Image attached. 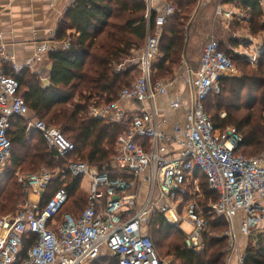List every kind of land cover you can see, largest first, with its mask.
<instances>
[{"label": "built area", "instance_id": "obj_1", "mask_svg": "<svg viewBox=\"0 0 264 264\" xmlns=\"http://www.w3.org/2000/svg\"><path fill=\"white\" fill-rule=\"evenodd\" d=\"M143 1L147 34L140 57L135 59L140 76L120 91L116 102L92 105L88 110L90 118L128 127L116 141L108 171L67 160L74 145L57 127L30 116L19 94L18 81L5 73L3 64L14 72L21 67L5 54V45L0 41V171L10 156L7 133L12 119L19 118L25 121L29 134L39 133L46 147L65 161L72 178L88 179L86 207L77 216L63 214L58 219L69 202L64 185L43 203L42 199L59 172L56 176L47 171L19 175L17 182L25 188L27 199L14 213L0 217V264H93L105 254L116 258L118 264H170L171 260L157 255L146 231L148 218L155 211L171 225L180 229L183 224L188 226L190 232L184 233L186 247L195 252L204 249L209 215L224 219L229 225L228 254L236 253L232 264H244V256L238 255V237L245 238L248 247L251 238L264 235V152L259 158L236 154L241 135L234 127L215 129L204 111L207 97L220 93V80L236 73L232 58L220 50L214 38L206 42L198 68L181 73L190 104L182 123L168 134V123L161 117L156 99L166 96L175 84L174 80H153V61L165 22L174 10L167 4L165 14L156 17L151 29L148 21L153 0ZM215 13L223 18L232 16L222 4ZM69 44V39L45 43L37 49L34 59L40 60L51 50H65ZM260 54L236 55L256 65ZM30 63L31 60L26 66ZM133 99L146 103L148 108L128 113L120 107V101ZM180 106L177 99L170 109ZM220 117L223 119L225 114ZM112 173L117 176L112 177ZM141 186L146 190L143 201ZM204 189L214 197H208ZM31 195L38 200L29 201ZM30 236L35 241L26 258L19 259L23 240Z\"/></svg>", "mask_w": 264, "mask_h": 264}, {"label": "trees", "instance_id": "obj_2", "mask_svg": "<svg viewBox=\"0 0 264 264\" xmlns=\"http://www.w3.org/2000/svg\"><path fill=\"white\" fill-rule=\"evenodd\" d=\"M258 1L241 0L245 6L252 5L254 10L259 8ZM166 2H170L175 10L167 18L160 36L156 62L153 64V69L157 71L156 78L173 75L175 67L182 60L187 20L194 11L196 1ZM146 14L143 0H75L59 22L55 35L58 41L70 39L69 47L48 53L51 66L48 85H44L28 69L15 73L3 64L5 73L18 81L19 94L30 116L47 126L58 127L74 145L75 149L67 160L86 163L100 172L109 170L116 141L128 127L122 124L107 125L99 119L90 118L88 110L92 105L116 102L120 91L140 76L137 66H127L122 71L116 69L123 67L132 53L144 46ZM257 16L253 11V25ZM155 19L156 13L152 10L148 21L151 29ZM220 50L232 58L235 66L236 54L221 46ZM220 86L218 95L210 94L204 101L206 115L215 129L234 127L241 135L242 143L236 154L259 158L264 152V52L255 69L241 78L223 77ZM255 105H258L257 111L253 110ZM222 113L225 114L223 119L220 118ZM32 134L33 139H30L24 120L12 119L7 133L11 145L10 158L0 176V217L14 213L27 199L25 188L17 182V177L34 174L43 167L57 169L59 174L50 182L42 203L64 185L69 202L58 219L63 214L77 216L87 204L86 194L79 191L81 178H72L65 161L46 147L39 133ZM254 154L257 156L254 157ZM116 176L112 173V177ZM122 177L128 178L126 175ZM204 191L208 197H214L206 189ZM150 227V238L157 255L163 259L171 257L170 264H226V239L209 234L210 229H226V222L222 218L210 216V226L203 237L204 249L201 252L188 249L183 231L167 223L163 215L156 211L151 215ZM253 240H257L255 246H251ZM34 241V236L23 240L19 259L26 258ZM262 241L260 235L250 239L244 264H264V246H260L263 245ZM93 264L118 263L116 258L102 255Z\"/></svg>", "mask_w": 264, "mask_h": 264}, {"label": "crops", "instance_id": "obj_3", "mask_svg": "<svg viewBox=\"0 0 264 264\" xmlns=\"http://www.w3.org/2000/svg\"><path fill=\"white\" fill-rule=\"evenodd\" d=\"M195 1L194 11L187 20V39L183 57L173 72L176 75L173 79L175 87L166 96H158L156 99L161 117H164L168 123L166 131L168 134L171 133L172 127L182 123L190 104L189 91L181 75L183 71L179 72V69L195 71L198 68L200 58L189 55V44L194 28L197 27L203 33L211 34L210 36L218 31L224 35L227 34L231 38V41L227 43L228 46L226 43L218 42L220 46L226 48L225 50L232 51L234 54L241 52L255 54L259 51L261 57L264 52V3L260 0L259 8L256 10L252 9L250 4L247 6L242 4L241 0ZM74 2L75 0H0V41L5 45V54L21 69H28L36 74L44 85L49 84L51 66L48 53L38 61L34 59L35 54L37 49L45 43L52 45L61 42L55 38L59 22ZM167 4L166 0H153L152 9L156 17L165 14ZM219 4H222L225 11L232 12L230 18L216 15V7ZM253 11L258 14L254 25L251 20ZM236 38L242 39L240 44ZM30 60V65L26 66ZM177 99L181 101V106L177 110H171L170 104ZM132 102L133 100H122L119 105L128 113L139 112L141 109H135L136 105ZM141 106L142 109L148 108L147 104L141 103ZM37 200V196H29V201ZM246 244L245 238L239 239V249L241 248L243 252H245Z\"/></svg>", "mask_w": 264, "mask_h": 264}, {"label": "rangeland", "instance_id": "obj_4", "mask_svg": "<svg viewBox=\"0 0 264 264\" xmlns=\"http://www.w3.org/2000/svg\"><path fill=\"white\" fill-rule=\"evenodd\" d=\"M168 5L171 6L173 8V10H175L174 6L170 2L168 3ZM210 35L208 33H203V31H201V30H198L197 27L194 28L193 31H192V34H191V40H190V44H189V55L191 54L194 58L197 57V56L200 58L201 53H202V50H203V47L205 46L206 42L209 39H211V38H214L217 41H221L223 43H226V45H227V43H229L231 41V38L227 34L224 35L220 31H218L216 33H213L212 34L213 36H210ZM236 40H238L239 41L238 44H240V42H241L242 39L241 38H236ZM143 48H144V46L142 48H140L139 50L134 51L132 53V57L127 62H124L123 63L124 66L122 68H120V69H119L120 66H118L116 70L117 71L118 70H121L122 71V69L126 68L127 66H137L135 59H137L138 57H140V54H141L140 51ZM221 48L222 49H226L223 46H221ZM238 50H240V49H238ZM235 59H236L235 60L236 73L232 77L241 78V77H243V75L247 74L249 71L255 69V67H256V65H251L248 62L242 61V59L238 55H236ZM154 62H156V57H155V59L153 61V64H154ZM176 68H177V66L175 67L174 71L176 70ZM138 69H139V67H138ZM181 71H184V70L179 69V72H181ZM15 73H17V72H15ZM156 74H157V71L155 69H153V79L154 80L173 81L174 77L176 76L175 73H173V75H171V76L164 75L163 78H156ZM137 76L138 75H136L135 78H137ZM243 92H245V91H243ZM132 103L134 105H136L135 106L136 107L135 109H137V110L142 109L141 103L138 102L137 100L133 99V102ZM143 104H146V103H143ZM253 110L254 111H257L258 110V105H255L254 108H253ZM28 137L30 139H33V134L30 133ZM253 156L256 157L257 155L254 154ZM253 156H249V157H253ZM9 158H10V156H9ZM3 169L0 171V176H1L2 172H3ZM40 171H47V172L51 173L52 175L56 176V172L58 170L57 169L54 170V169H49V168L43 167L38 172H40ZM38 172H36V173H38ZM21 175L25 176V174H21ZM87 188H88V179L84 176V178L82 179V182H81V187L79 186V191L85 195V192L87 191ZM203 188H204V185H203ZM139 193H140L141 199L143 201V199L145 198V194H146V190H145V188L143 186L140 187ZM151 215L149 216L148 221H147V224H146V231H148V234H149L150 237H151V233H150V230H151V227H150ZM211 215H213V214H210L209 215V218H210ZM228 228H229V225L226 223V229L221 230V231H215V230L213 231V229H210L209 234H216L219 237L225 238L226 239V244H227L228 239H227L226 231L228 230ZM181 230L184 233H189L190 232V229L188 228V226L186 224H183L181 226ZM240 238L243 239L242 237H238V239H240ZM262 240H263L262 241L263 242V245H260V246H264V235H262ZM249 243H250V241H249ZM249 243H248V245H249ZM256 243L257 242H255V243L252 242L251 243V246L256 245ZM227 246H228V244L226 245V249H224V252L226 253V255H225V262H226V264H232L234 262V259H235V258L233 259V257L236 256V253L234 254V253H231L230 252V255H229L228 254L229 252H228V247ZM238 247H239V245H238ZM244 248L247 249V247H245V246H244ZM228 255H229V257H228ZM238 255H240V256L243 255L244 256L245 255V252H243L241 250V248L240 249L238 248ZM104 256L106 257L108 255L105 254ZM165 259L172 260L171 257H168V258H165ZM176 264H179V263L177 262Z\"/></svg>", "mask_w": 264, "mask_h": 264}]
</instances>
